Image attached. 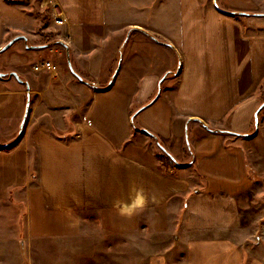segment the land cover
<instances>
[{"label":"crops","instance_id":"obj_1","mask_svg":"<svg viewBox=\"0 0 264 264\" xmlns=\"http://www.w3.org/2000/svg\"><path fill=\"white\" fill-rule=\"evenodd\" d=\"M52 1L65 22L48 46L36 10L0 0V47L17 37L5 50L23 81L0 71V133L33 98L20 139L0 149V204L22 188L21 249L138 229L157 240L140 264H264L239 237L253 180L227 142L248 134L260 103L264 0ZM44 51L66 67L35 71ZM157 138L178 165L159 162Z\"/></svg>","mask_w":264,"mask_h":264},{"label":"rangeland","instance_id":"obj_2","mask_svg":"<svg viewBox=\"0 0 264 264\" xmlns=\"http://www.w3.org/2000/svg\"><path fill=\"white\" fill-rule=\"evenodd\" d=\"M21 3L30 6L29 9L31 11L36 10V15L42 22L40 24L41 27L47 28V32H42L40 28L35 29L37 34L40 33L42 35L40 40L48 41V46L54 45L57 32H59V26L54 25L53 21H51L50 2L40 10H37L39 0H21ZM7 51L9 52L10 49L8 48L4 52L0 51V71L6 72V74L12 70L10 60L6 56ZM56 57L54 52L49 53L44 51L42 54L34 53L31 60L40 63L43 60H53ZM65 59L66 57L63 53L59 60L64 67H66L67 61ZM59 60L54 62L55 70ZM68 63L70 62L68 61ZM44 71L46 74L52 72L50 70ZM10 78L14 80L12 76ZM20 86L25 89L23 84H20ZM255 92L260 100L259 104L262 105L257 110L259 107L258 104L255 110L257 111L255 116L256 121L252 118V125L246 131L248 134L242 137V139H231L228 137L227 142L238 144L241 147L244 156L243 159H245L246 172L253 180V187L246 195L241 197L239 202L238 212L241 219V229L243 230L239 234V237L246 240L249 239L252 242L255 241V254L264 256V76L261 78ZM29 100L32 101L33 98L30 97ZM31 111L29 101L20 133L18 128L20 121L18 120L13 129L9 131L4 128V132L0 133V146L8 145L14 140L16 141L14 144L18 142L17 140L22 135ZM36 114L35 116L38 118L39 116ZM190 129L191 126L189 132L183 138L185 148L187 144L192 145ZM14 144L2 150H7ZM152 144L157 153L162 152L156 141L152 140ZM185 159L187 158H181L180 162H185ZM22 197V188L18 190L12 188L8 191L4 204H0V244L2 245L0 246V264H140L139 260L142 259L143 255L151 251L155 252L156 250V238H149L148 233L137 229L140 225L136 227L134 225V228L137 229L136 231L116 233L115 237H109L106 232L88 230L78 237L65 241L62 240L57 243L43 241L35 243L34 241L36 245H31V254L28 257L29 250L26 246L27 242L25 241V247H22L23 249L19 245V239H22L25 235L22 232L23 225L26 223L24 220L25 207ZM87 218L85 222L90 223V225L91 223L97 222V217L91 216ZM145 244L149 246L146 248ZM140 246H143V248Z\"/></svg>","mask_w":264,"mask_h":264},{"label":"built area","instance_id":"obj_3","mask_svg":"<svg viewBox=\"0 0 264 264\" xmlns=\"http://www.w3.org/2000/svg\"><path fill=\"white\" fill-rule=\"evenodd\" d=\"M50 8H51V14H52V20L53 24L56 26H60L65 22V14L63 9L60 7V5L56 1H50ZM33 69L35 71L44 69V70H50L51 73L55 72V63L50 60H43L42 62L33 65Z\"/></svg>","mask_w":264,"mask_h":264},{"label":"trees","instance_id":"obj_4","mask_svg":"<svg viewBox=\"0 0 264 264\" xmlns=\"http://www.w3.org/2000/svg\"><path fill=\"white\" fill-rule=\"evenodd\" d=\"M7 1L10 2V0H7ZM209 130L210 131H217V130H214V129H209ZM149 136L154 137L152 135H149ZM15 142L16 141L14 140L13 142L9 143L8 145L0 146V149L8 148L9 146L14 144ZM156 142H157V144L159 145V148L162 151L161 153H157V157L160 160L159 162H161L165 166H176V165H178V163L173 161L174 159H172V157L164 149H162L163 147H162L161 141L158 138L156 139Z\"/></svg>","mask_w":264,"mask_h":264},{"label":"water","instance_id":"obj_5","mask_svg":"<svg viewBox=\"0 0 264 264\" xmlns=\"http://www.w3.org/2000/svg\"><path fill=\"white\" fill-rule=\"evenodd\" d=\"M17 37H14V38H12V39H10L9 41H7L4 45H2L1 47H0V51H2V50H4L6 47H8L10 44H11V42L14 40V39H16ZM3 73L2 72H0V75H2ZM17 73H15V72H13V71H11L10 73H9V75H12L13 77H15V79L17 80V81H19V82H23L20 78H19V76L18 75H16ZM77 76V75H76ZM77 78H80L79 76H77ZM24 85H25V88L28 90V85H27V83H24ZM27 100H28V98H27ZM27 100H25L26 101V103H25V109H24V113H23V117H22V120H21V124H20V126L18 127L19 128V130L21 129L20 127L22 126V123H23V121H24V119H25V116H26V114L25 113H27V109H28V101ZM263 104V103H262ZM262 105L261 104H259V107L257 108V110L261 107ZM256 113H257V111H255V113H254V121H256Z\"/></svg>","mask_w":264,"mask_h":264}]
</instances>
